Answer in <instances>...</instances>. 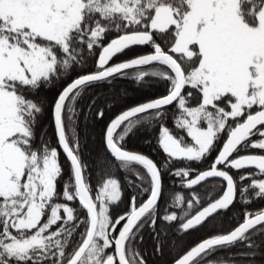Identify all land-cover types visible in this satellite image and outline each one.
Wrapping results in <instances>:
<instances>
[{"label":"snow or ice","instance_id":"1","mask_svg":"<svg viewBox=\"0 0 264 264\" xmlns=\"http://www.w3.org/2000/svg\"><path fill=\"white\" fill-rule=\"evenodd\" d=\"M261 200L264 0H0V264H259Z\"/></svg>","mask_w":264,"mask_h":264},{"label":"trees","instance_id":"2","mask_svg":"<svg viewBox=\"0 0 264 264\" xmlns=\"http://www.w3.org/2000/svg\"><path fill=\"white\" fill-rule=\"evenodd\" d=\"M118 86L123 85L125 87H128L129 90H133L134 85L132 84L131 81H127V80H121L117 82ZM163 94L166 93V88L164 84H157L153 90V94ZM171 109V106H169ZM168 126L172 127V121L169 120L168 122ZM51 131V129H50ZM142 137H147L149 136L148 133H141L140 134ZM155 132H153L151 134L153 141H155ZM53 142H55V137L53 135L52 137ZM92 147L94 148L95 145H92ZM130 148H134L137 151H140L146 155H149L151 158H153L156 161H161L165 159V154L162 153L159 149L156 148V144L155 142H153L151 145H146L143 143H134V144H130L129 145ZM155 149V151H154ZM94 154V153H93ZM89 159H91V157H89ZM61 163L65 169V172L67 173L68 169H69V165L68 162L64 159L63 155H61ZM206 167V165H204ZM93 172L92 175V184L93 187H95L96 185V172L95 170H91ZM173 177L170 176H165V182L166 184H168V187L173 191H180L179 189V185H173L171 183V181L173 180ZM124 207H127V202L124 204ZM250 209H261L264 208V200L261 201H257L251 205L248 206ZM151 237L146 233L145 235V240H144V244H143V251L146 254H150V260L151 262H154V264H168V261L170 259V257L168 255H158V254H152V244H151ZM235 251V250H234ZM221 259H223V256L220 257ZM257 260L259 261V264H264V260H262L259 256L257 257ZM241 264H244L243 261H241Z\"/></svg>","mask_w":264,"mask_h":264}]
</instances>
